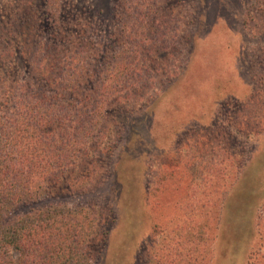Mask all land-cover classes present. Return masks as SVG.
<instances>
[{"label":"rangeland","instance_id":"1","mask_svg":"<svg viewBox=\"0 0 264 264\" xmlns=\"http://www.w3.org/2000/svg\"><path fill=\"white\" fill-rule=\"evenodd\" d=\"M119 1L0 0V92L15 82L36 91L38 74H61L63 56L97 79L100 57L125 41ZM150 4L144 28L143 10L132 12L148 38L132 40L151 68L141 84L151 99L107 109L109 136L77 171L83 190L20 212H97L107 232L90 264H264V0ZM164 28L174 38L154 37ZM163 54L161 65L148 60Z\"/></svg>","mask_w":264,"mask_h":264},{"label":"trees","instance_id":"2","mask_svg":"<svg viewBox=\"0 0 264 264\" xmlns=\"http://www.w3.org/2000/svg\"><path fill=\"white\" fill-rule=\"evenodd\" d=\"M146 1L118 2L115 18L119 38L125 41L120 49L100 57L103 69L96 72L97 79L89 76L79 59L63 56L58 60L61 74L53 80L45 70L38 74L36 91L15 82L16 88L0 92V110H8L0 112V264H90L104 242L107 230L98 225V213L88 207L49 205L20 211L58 189L83 190L82 181L88 176L77 171L90 165L89 146L99 147L109 136V126L103 123L107 109L151 99L141 85L149 81L146 75L151 68L144 69L132 40L148 38L136 34L132 16L141 8L137 17L145 27L151 14V0ZM173 33V28L159 29L154 37L174 38ZM167 58L163 54L148 60L161 65Z\"/></svg>","mask_w":264,"mask_h":264}]
</instances>
